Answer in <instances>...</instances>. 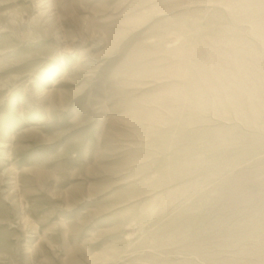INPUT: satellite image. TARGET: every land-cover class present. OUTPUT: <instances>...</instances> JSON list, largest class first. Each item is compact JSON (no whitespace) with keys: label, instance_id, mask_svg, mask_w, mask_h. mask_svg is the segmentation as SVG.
Listing matches in <instances>:
<instances>
[{"label":"rangeland","instance_id":"1","mask_svg":"<svg viewBox=\"0 0 264 264\" xmlns=\"http://www.w3.org/2000/svg\"><path fill=\"white\" fill-rule=\"evenodd\" d=\"M0 264H264V0H0Z\"/></svg>","mask_w":264,"mask_h":264}]
</instances>
